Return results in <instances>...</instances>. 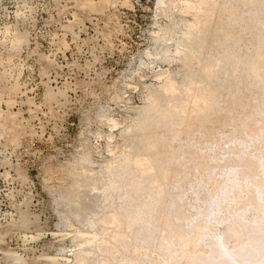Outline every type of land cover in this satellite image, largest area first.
<instances>
[{"label":"rangeland","instance_id":"rangeland-1","mask_svg":"<svg viewBox=\"0 0 264 264\" xmlns=\"http://www.w3.org/2000/svg\"><path fill=\"white\" fill-rule=\"evenodd\" d=\"M187 1L166 0L158 8L156 0H0V264H74V254L84 248L73 238L83 229L99 233L98 242L111 240L105 251L94 253L93 264H264V95L247 107L252 119L246 115L242 125L249 128L242 131L246 136L233 130L231 118L215 140L200 135L196 119L184 117L193 107L194 89L184 93L157 131L163 162L173 158L161 166L164 177L159 167L134 166L122 156L148 157L149 137L129 130L152 90L168 76L184 87L192 83L190 73L201 71L200 61L174 54L196 14L185 8ZM223 4L210 2L205 39L228 11ZM230 8L236 17L251 15L264 23V7ZM165 26L175 28L164 43L168 58L156 44ZM249 43L244 41V52ZM197 83L195 89L205 86ZM195 137L217 141V156L196 146ZM226 158L244 170L228 160L224 166ZM58 194L78 200L79 219L55 205ZM138 222L148 229L146 240L127 230Z\"/></svg>","mask_w":264,"mask_h":264},{"label":"bare ground","instance_id":"bare-ground-1","mask_svg":"<svg viewBox=\"0 0 264 264\" xmlns=\"http://www.w3.org/2000/svg\"><path fill=\"white\" fill-rule=\"evenodd\" d=\"M211 1H213V0H188L187 1V3H186L187 7H185V8H188L187 10H195V13H196L194 16L195 17L194 22L186 25V29L184 28V30H185V32L183 34L184 36L182 37V39L180 41H176V46H175V48H176L175 52L176 53H174V54L179 55V57L182 56L184 60L189 61L191 59L190 61H192V59H195V60H198V62L200 61L201 64L203 65L201 68V71L198 70L196 72L190 73L189 77L192 80L191 81L192 83H189L184 87H178L176 85V83L174 82V79L170 78L168 76V78L166 79V81L164 83V86L162 88L160 87L157 90L154 89V90H152V92L150 91L151 94H149L150 96L147 99L145 105L142 107H138L136 109V116H135V118H133V125L131 126L129 131H136L142 137H145V138L149 137V138L144 141V145L147 147V150H148V157L144 156L141 158H138V157L136 158V157H132L129 153L126 155H122V156H124L123 158L126 160V162H129V163L133 164L134 166L144 165V167L146 168L145 165L148 164L152 170H154L155 166H157L160 168V171H161L162 170L161 166L162 167L165 166L167 161H170V160L173 161V158H168L167 160H164V162H163L161 154L159 152V147H160V141L159 140L160 139L157 136V134H158L157 131L158 130L160 131L161 125L164 124V122H166L169 119V117L172 116L177 111V103H178L179 99L181 97H183L182 95L184 93H187L188 91H191L192 89H194V90L191 91V94H192V92H194L193 93L194 96L192 95L190 98L193 97L192 98L193 100L192 99H190V100L193 101V104H192L193 107L190 109V111L184 112V114H185L184 117L185 118L189 117L188 122L194 121V119H196L198 125L195 126V129H197L200 132L201 136L205 135V134L207 135V133H208L210 136H213L216 140V137L220 136L219 135V130H221L220 128L222 126H225L226 124H229V123L231 124V122H230L231 118L234 119L233 130H235L236 132H238L240 130L239 133H241V134H242V131L247 129L245 127H248V126L250 127L251 124L253 125L255 123V121H254V123H252L253 121L252 122L250 121L249 122L250 125L248 124V126H244L245 129H242V127H243L242 125H244L243 123L246 124V122H244V121H248L247 117H248V119H250L249 117H251V115L249 116V114H247V113H249L248 112L249 110H247V107L250 106L249 105L250 102L253 99L256 100L258 95H260V97L264 95L263 94V92H264V25L263 24L264 23L262 24V22L260 20L256 19L254 16H251V15H248L247 17L244 16L243 18L236 17V16H234L235 13L232 14V10H230L231 9L230 7L232 6V8H233V6H240L246 10L252 7V9L259 8L258 11H260L264 7V0H247V2H245V4H240V2H238L237 0H224V4L222 6L224 7V10L227 8L228 11L227 12L225 11L226 12L225 15L222 16V18H220V20L218 22L216 21L215 27H213V26L212 27L210 26V28L208 27L209 30H207L208 32L206 31L207 37L205 39V36H204L205 31L204 30H206V28H207L206 26L208 24L207 21L210 18V17L208 18L207 12L210 10L208 7H209V4ZM165 4H166V0H156V6L158 8H162ZM233 4H237V5H233ZM209 24H211V23H209ZM159 33H160L159 37H156L157 38L156 44L159 46L158 48H161V49H159L162 51V52L160 51V53L161 54L163 53L164 57H167L166 56L167 55V52H166L167 51V45L165 46L164 43L166 44V42H169L172 39V37L175 33V28H173L172 26H165V27L160 29ZM247 39L250 40L249 46L251 48L245 47V49L247 48V52H244V50H242L241 48L242 47L244 48L243 44H244V41ZM197 80L202 81V83H204L205 86H203V87L201 86L199 88L197 87L198 89H195L194 86H198ZM188 96H189V94H188ZM258 100H260V99H258ZM258 100H256V103L259 102ZM215 101L217 102L216 104H218V106L215 105ZM254 102L252 101L251 105L254 104V106H255L256 103H254ZM262 103H261V106L259 103V106L261 108H262ZM190 107H191V105H190ZM232 108H234V109H232ZM235 110H237L236 113H235ZM259 111H261V110L259 109ZM232 112H234V117H230V116H233ZM11 114H13V113H9V115H11ZM236 115L239 118L237 117V119H236ZM246 115H247V117H246ZM245 117H246V119H245ZM233 119H232V122H233ZM251 119H252V117H251ZM253 119H254V117H253ZM214 121L217 122V126H215V128H214V126H211V124ZM208 122H209V124H208ZM205 123H207V124L204 126L203 124H205ZM226 127L224 128V130L226 129ZM173 128L177 129L176 130L177 134L180 133L181 130L178 127L174 126ZM227 129H228V127H227ZM254 129H255V127H254ZM254 129H253V131H254ZM248 130H249V128L247 129V131ZM258 131L260 132V130H258ZM223 132H225V131H223ZM236 132H234V134ZM247 133L244 134V132H243L242 135L246 136ZM249 133H251V132H249ZM225 135H227V133ZM234 136L232 135V137H234ZM200 137H195V140H193V143H195L196 146H199L201 148L206 147L207 149L206 150L202 149V151L203 152L207 151L208 155H210V156L213 155V157H214L216 155L214 147H215V145L218 146L219 143L217 141H216L217 144L214 142H210V143L209 142L208 143H202L201 142L200 143V140H201ZM226 137L227 136H225V138ZM234 138H231V139L234 140ZM238 138H239V135L237 136V139ZM240 138H241V136H240ZM240 138H239V140H240ZM188 140L183 141L182 144L187 143ZM220 140H222V139H220ZM226 144H228V143H226ZM241 144L242 143L240 142L239 145L241 146ZM236 145H234V146L236 147ZM234 146H233V150H234ZM227 147L232 148V146L230 147L228 145H227ZM239 149L240 148H238V151L235 150V152L232 151L231 154L235 155L236 151L239 152ZM180 151H181V147H180ZM226 151H229V149H227ZM223 154H224V152H223ZM231 154H229L228 157ZM247 154L248 153H246V155ZM249 154H248V156H250ZM236 155H237V153H236ZM246 155H245V157H246ZM225 156H227V155H225ZM221 157H224V156H221ZM245 157H243V158L244 159L250 158V157H246V158ZM211 158H212V156H211ZM251 158H254V157H251ZM251 158H250V160L249 159L248 160L251 161ZM227 160H228L227 158H226V160L222 159L223 162L224 161L226 162ZM256 160L254 159V161H256ZM176 161L179 162V159L176 158ZM213 161L215 162L214 158H213ZM218 161H219V159H218ZM222 161L220 160L221 163H223ZM254 161L252 162V164L255 163ZM225 162L223 163L224 166L226 164ZM229 163H231V160H228V164ZM237 163H236V165H237ZM239 163L243 164L242 162H239ZM259 163H256V164L258 165ZM227 165L225 168H227ZM229 165H228V168H230V169L233 168L234 166H236L235 163H234V166H233V164H231L233 167H230L231 165L230 166ZM253 166H256V165L255 164L252 165L251 170L253 169ZM245 167H247V165ZM259 167H258V170L260 169V171L262 172L263 170H261V169H263V168H259ZM237 168L240 169L242 167H240L238 164ZM254 169L256 170L257 167ZM165 170L166 169L161 171L162 177H164L166 175ZM233 170H234V168H233ZM236 170L237 169L235 168V171ZM247 170H248V167H247ZM258 170L256 172L253 170V174L257 173ZM237 171H239V170H237ZM251 172H248L247 175H249V173H251ZM261 172H259V173L261 174ZM262 173H264V171ZM235 174L237 175L236 172H235ZM239 174H241V171L239 172ZM242 174L244 175L245 173H242ZM260 174H259V176H260ZM257 175H258V173H257ZM251 177H253V176H251ZM237 178H235V180ZM263 182H264V180H262L261 183L263 184ZM232 186H234V185H232ZM259 186H261V185L259 184ZM262 187H264V186L262 185L260 188H262ZM233 190H234V188H233ZM260 190H261V192L263 191V195H264L263 188ZM258 192H259V190H258ZM74 193H77V192H74ZM239 195H237V196H239ZM53 200H54V203L57 207L63 208V214L64 215L75 218L76 220L79 219V217L81 216L80 215L81 212L78 213L75 210V208L79 207L78 200H76L75 198L58 194L54 197ZM238 200H239V198H238ZM245 200H246V198H245ZM236 201H237V199H236ZM178 202H180L178 197H176V199L173 198V205H175L176 208H177ZM258 204H259V206H261L262 203L260 202ZM259 206H258V208H259ZM263 209H264V206H263ZM132 212L133 211H131V213ZM179 215H181V214H178L177 218ZM66 218H68V217H66ZM66 218H64V221L66 224L69 225V219H66ZM177 218L175 217L173 219L175 223H177V220L175 221V219H177ZM135 222H137V221H135ZM142 222L144 223V221H142ZM142 222H140V223H142ZM136 224H139V222L135 223L134 224L135 226L133 225L130 228L127 226L129 228L127 230L129 232H131V234H133L136 239H138V240H140V239L144 240L145 239L146 240L148 238V236L145 237V235H146L145 233L148 232L147 231L148 229H146L143 224H140V225H136ZM263 224H261V225H263ZM146 226H148L147 222H146ZM175 226H178V224ZM248 226H250V225H248ZM258 226H259V224H258ZM148 228L150 231L152 230L151 226L150 227L148 226ZM259 228H261V227H259ZM204 229H205V227H204ZM252 229H253V227H252ZM262 229H263V227H262ZM179 230H180V232H179ZM197 230H199V229L197 228ZM241 230H242V228H241ZM252 231H254V230H252ZM178 232H179V234L180 233H182L183 235L185 234L179 228H178ZM98 234L91 232L87 229L86 230L83 229V230L79 231L78 234L74 235L75 237L73 239L80 242L78 247L81 246L84 248L83 250H80V251L76 252V254H74L75 255V263L74 264H93L90 262V259L93 258L94 253L100 252V251H105L107 249L108 242H110L111 240L105 241V239H104L105 237H104L103 238L104 241L98 242L99 241ZM119 234H121V233H119ZM179 234H177V235L180 236ZM100 235H101V233H100ZM186 235H188V234H186ZM116 237H117V235H116ZM188 237H189V235H188ZM195 237H198V236L196 235ZM199 237H198V239H199ZM192 239L193 238H191V240ZM191 240H190V242L192 243ZM168 241H169V243H171L172 240L169 239ZM181 241H184V238ZM187 241H188V239H187ZM194 241H196V240H194ZM246 241H248V240H246ZM136 243H139V242H136ZM183 243H185V242H183ZM192 245H190V243H189V246H192ZM249 247H250V245H249ZM191 251L192 250H190V252ZM188 254L191 255V253H188ZM194 254L197 255V253H193L192 255H194ZM186 257H187V255H186ZM241 257L244 258L243 256H241ZM241 257H238V258H241ZM260 258H261V260H263L264 259L263 255L262 256L260 255ZM229 259H227V260H229ZM234 259H235V257H234ZM52 260H54V259H52ZM197 260L199 261V259H197ZM197 260H196V263L200 264V263H202L201 260H203V259H200L199 262ZM256 260H258V259H256ZM256 260H254V261H256ZM65 261L68 262V260H65ZM212 261L213 260L211 259L210 262H212ZM203 262H205V261H203ZM212 263H214V262H212ZM258 263H259V261H258ZM219 264H222L221 261Z\"/></svg>","mask_w":264,"mask_h":264}]
</instances>
